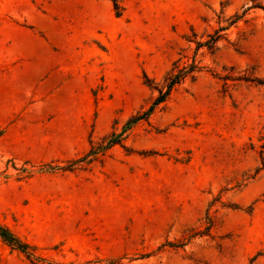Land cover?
<instances>
[{"label": "rangeland", "instance_id": "rangeland-1", "mask_svg": "<svg viewBox=\"0 0 264 264\" xmlns=\"http://www.w3.org/2000/svg\"><path fill=\"white\" fill-rule=\"evenodd\" d=\"M119 2L0 0V264H264V0Z\"/></svg>", "mask_w": 264, "mask_h": 264}, {"label": "trees", "instance_id": "trees-1", "mask_svg": "<svg viewBox=\"0 0 264 264\" xmlns=\"http://www.w3.org/2000/svg\"><path fill=\"white\" fill-rule=\"evenodd\" d=\"M112 6L115 12L116 16H120L123 11V7L120 4L119 0H111ZM222 30V28L220 29ZM216 33L218 35L213 38L212 41H204L203 43H200L201 45H207L208 47L214 46L216 41L220 38L219 30H216ZM176 68V69H175ZM200 67L196 63L188 64L182 67H175L170 71L166 77L164 78L163 82L159 84L158 82L153 81V85L151 86L153 89L157 90L158 94L153 99L151 105L140 112H137L135 115L130 116L124 126L122 127V130L120 132H116L115 129H113L111 132L105 135L103 138L104 143L99 145L98 147L93 146L90 148V151L87 153L89 155L92 154H101L106 149L110 148L111 146L115 144H121L123 139V134L126 132V130L130 129L134 124H136L138 121L147 119L149 115L153 112L155 107L163 102L166 101V99L171 94L174 87L181 82L185 80L188 76H192V73L199 69ZM3 132L2 129H0V135ZM0 239L8 244L10 247L19 250L23 253H26L27 255L32 256L33 251L35 249L34 246L30 245L29 243L21 240L14 232H12L6 225L0 223Z\"/></svg>", "mask_w": 264, "mask_h": 264}]
</instances>
